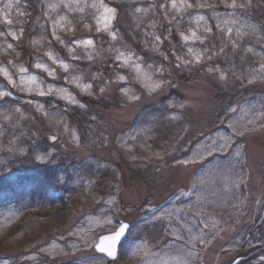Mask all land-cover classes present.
<instances>
[{
  "label": "rangeland",
  "instance_id": "rangeland-1",
  "mask_svg": "<svg viewBox=\"0 0 264 264\" xmlns=\"http://www.w3.org/2000/svg\"><path fill=\"white\" fill-rule=\"evenodd\" d=\"M87 1L66 0L77 7ZM95 2L99 4V0ZM215 13L208 5L197 9L194 25L185 35L195 30L204 38L210 15H215L227 32L231 28L237 38L247 37L248 49L259 58L254 77L246 80L224 72L221 79V69L209 65L205 52L196 63L188 48L198 50V40L185 42V55L176 62L194 79L181 81L176 68L169 67L172 82L164 81L162 87L156 85L163 79L134 56L124 66L122 60L104 58L100 62L107 64L79 67L80 75L73 80H68L70 64L49 58L38 63L44 66L39 68L41 72L21 74L18 84L23 80L29 96L56 93L63 98L71 93L79 102L71 104H81L78 89L91 90L95 97L103 95L101 88L113 96L117 90L127 89L122 92L130 104L116 103L105 110L102 142L80 137L75 131L61 136L51 132V150L38 157L39 162H47L55 154L68 164L117 166L123 184L116 193L102 197L86 182L83 196L73 200L55 182L48 183L44 186L47 205L42 208L31 205L29 197L5 200L0 205V264H232L264 245L249 229L264 214V38L258 25L237 7L229 13ZM183 60L193 62L184 65ZM136 62L141 64L139 73ZM209 67L214 71L208 72ZM46 69L54 75L49 76ZM121 75L126 77L124 81L118 79ZM31 76L37 78L34 83L27 79ZM135 82L139 89H133ZM85 84L90 88L85 89ZM173 86L180 90L177 100L169 94ZM41 91L46 94L40 95ZM150 103L168 106L166 117L185 122L184 134L152 152L140 146L139 158H126L120 148L134 149L137 136H144L143 140L148 136L146 127L134 126V121ZM237 129L243 135H237ZM223 143L228 144L223 151L212 150L213 145ZM70 175L76 179L70 180L69 188L81 181L80 172ZM123 221L131 224L129 236L119 258L109 260L96 252L94 242ZM147 224H159L160 235L140 236ZM261 257L264 251L244 264H262Z\"/></svg>",
  "mask_w": 264,
  "mask_h": 264
},
{
  "label": "trees",
  "instance_id": "trees-1",
  "mask_svg": "<svg viewBox=\"0 0 264 264\" xmlns=\"http://www.w3.org/2000/svg\"><path fill=\"white\" fill-rule=\"evenodd\" d=\"M95 1L88 0L83 7H77L68 5L66 0H18V7L23 15L18 14L14 7L9 15L13 20L12 25L4 23L0 15V33H4L0 36V69L6 68L19 85V77L24 73L20 68H26L27 72H41L36 65L49 58L70 64L68 80H73L74 76L80 75L79 67L85 69L93 64L95 68L96 63L107 64L100 62L104 58L115 62V57L123 52L125 55L132 54L151 67L163 81L172 82L168 68L175 67L178 79L188 82L194 77L176 66V57L182 58L188 47L180 34L190 31L199 8L208 5L215 14L229 13L234 9L230 7L231 0H186L191 7H180L181 0H176L178 7L175 9L171 6L172 0H104L106 4L117 9L113 26L117 36L113 39L108 32L96 30L95 17L99 12L92 8ZM8 2L9 0H0V7ZM13 3L16 4L17 0H13ZM241 4L245 7L241 8ZM237 8L239 13L258 25L259 35L264 38V0H237ZM61 17L66 19L61 20ZM53 20L59 21L56 25L59 40L52 35ZM209 27L211 31H207L204 42H195V47L201 52L209 50L205 52L207 56H212L208 60L209 65L231 75H239L242 79L254 77L259 58L248 51L247 37L237 38L235 34H229L217 22L215 15H210ZM13 32L19 39L11 35ZM156 35L161 37L163 43L155 41ZM88 38L94 40V48L89 47L86 50L84 46L73 43ZM238 39L240 43L236 44ZM154 43H159V51L153 49ZM9 44L12 48H8ZM49 52L52 57H49ZM89 53L92 54L90 59L87 58ZM103 67L107 69L106 66ZM59 71L60 76L62 70ZM43 73L45 76V72ZM62 77L61 75L60 79ZM135 83L133 89H139L140 84ZM0 91L14 93V96L0 98V205L7 199L29 197L31 205L37 208L46 207L44 186L53 182L73 200L83 196L82 187L86 182L94 193L102 197L114 194L120 189L123 176L117 166H100L92 162L68 164L55 154L47 162H39L38 157L51 150V132L61 136L75 131L80 137L87 136L95 142H102L103 135L100 136V133L106 120L105 110L116 103L130 104V99L124 92L117 90L113 96L104 91L100 93L103 95L95 97L91 90L78 89L81 104H71L56 93L29 96L24 90L13 87L3 72H0ZM169 94L177 100L180 90L173 86ZM167 107L152 103L143 107L135 118L134 126L146 127L147 140L139 135L136 137L137 144L134 149L120 148L124 157L139 158L140 146L145 145L143 150L152 152L155 148L174 143L182 137L185 122L167 118ZM223 110V114H226V107ZM75 172L81 173V181L77 186L72 185L69 188L70 180L76 179L70 174ZM156 225L159 224L145 225L140 236L152 238L160 235L161 227ZM249 229L252 236L264 242V214L259 224H253ZM258 251H264V245L243 256L239 264L251 260Z\"/></svg>",
  "mask_w": 264,
  "mask_h": 264
},
{
  "label": "snow or ice",
  "instance_id": "snow-or-ice-1",
  "mask_svg": "<svg viewBox=\"0 0 264 264\" xmlns=\"http://www.w3.org/2000/svg\"><path fill=\"white\" fill-rule=\"evenodd\" d=\"M171 6L174 9L178 7V5L176 3V0H172V5ZM191 6L192 5L188 4L186 2V0H181L180 7H191ZM14 7L16 8V11H17L18 14L23 15V13H21L20 10H19L18 0H17L16 4L13 3V0H9L8 3L3 5V7H0V15H2L3 22L6 23L7 25H12V23H13V20L9 18V15L12 12ZM162 7H163V5H162ZM230 7L235 9L237 7V0H231ZM240 7L243 8V7H245V5L241 4ZM92 8L96 9L97 12H99V15L95 17V23L97 25V29H96L97 32L106 31L112 36L113 39H116L117 32L110 30V24H111V21L116 19L117 9L115 7H110L107 4H105L104 0H99V4L93 3L92 4ZM139 10L140 9H137V11H139ZM80 11H83V8H80ZM65 19H66V17H61V20H65ZM200 19H203V17H201ZM58 23H59V21L53 20V24H52V35L55 36V38L57 40L60 39V37L58 35H56V25ZM170 31L171 30L169 29V33H170ZM206 31L210 32L211 28L210 27L207 28ZM231 32H232V29L228 28V33L231 34ZM21 34H22V29H21ZM237 34L239 35V32ZM2 35H4V33H0V36H2ZM11 35H13L16 39H19V37L16 36V33L13 32V33H11ZM180 35H181L182 40L185 41V42L196 41V40H200L201 43L204 42V38L198 36L197 32L195 30H192L190 35H185L183 33H181ZM154 39H155L156 42L163 43V41L161 40V37L159 35H156L154 37ZM73 43L81 45V46H84L86 50L89 47H92V48L95 47V42L91 38L80 39V40L74 41ZM159 43H154L153 44L152 47H153L154 50L159 51ZM233 43H235V42H233ZM61 44L63 45V41H61ZM8 48H12V45L9 44ZM207 51H209V50L205 49V52H207ZM248 51H251V49H248ZM220 52L221 53L223 52V48L220 49ZM188 53L191 56L194 57V61L196 63H199L204 58V52H201L200 50H195L194 51L193 48H191V47L188 48ZM173 54H174V52H173ZM48 55H49V57H52V53L51 52H49ZM91 55L92 54L89 53L87 58L90 59ZM74 58L78 59L79 57H74ZM164 58L167 59V56H165ZM115 59L116 60H122L123 61V65H121V66H124V65H127L130 61L133 60V55L132 54L125 55L123 52H121V53H119V55H117L115 57ZM211 59H212L211 55L207 56V60H211ZM176 60L179 62V61L182 60V58L177 56ZM192 62H193L192 60H183V64L184 65H189ZM63 66H64L65 70H67L68 65L64 64ZM176 66L180 67V64L177 63ZM36 67L37 68H41V67H44V66L41 65V64H37ZM261 67L264 68V64H262ZM134 68L139 73L141 71V64L138 63V62L134 63ZM46 70L48 71V75L49 76H53L54 75V71L53 70H50V69H46ZM217 70H219V69L217 68ZM20 71L21 72H26L27 69L22 67V68H20ZM207 71L208 72H212V71H214V69L212 67H209L207 69ZM0 72H3V74L9 78V82L12 84L13 87H18V88H20L21 91L24 90L23 80H22L20 85H17L16 82L14 80H12L11 75L8 73L6 68L5 69H0ZM220 75H221V79H224V72L223 71H221ZM27 79L30 82L34 83L37 78L35 76H31V77H28ZM118 79L120 81H124L126 79V77L121 75V76H118ZM164 83L165 82L163 80H161L159 82V84L156 85V87H162ZM84 88L88 89V88H90V85L85 84ZM28 90L31 91V89H28ZM60 91L64 92L66 90L61 88ZM100 91L103 92L104 89L101 88ZM122 91L126 92L127 89L126 88L122 89ZM45 94L46 93L44 91L40 92V95H45ZM12 95L13 94L10 91H0V98L11 97ZM63 98L65 100H67V102H69V103H79L73 97H71V93H68V95L63 97ZM138 98L139 97H136V99H138ZM229 127H234V126L233 125H229ZM236 134L237 135H243V130L237 129L236 130ZM53 139H55V137H53ZM227 147H228V144L227 143H223V144H220V145H213V149L212 150L223 151ZM108 223L111 224V221H109ZM127 228H128L127 224H121L118 228H112L110 234L103 235V236H101L99 238L98 242H94L95 248L98 250V252L104 253L108 257H112L113 259H116L117 258V246H118V243H119L121 237L125 234ZM260 259H261L262 264H264V257H261ZM5 264H7V262H5ZM236 264H239V262L237 261Z\"/></svg>",
  "mask_w": 264,
  "mask_h": 264
},
{
  "label": "water",
  "instance_id": "water-1",
  "mask_svg": "<svg viewBox=\"0 0 264 264\" xmlns=\"http://www.w3.org/2000/svg\"><path fill=\"white\" fill-rule=\"evenodd\" d=\"M121 224H127L128 225V228H127V230H126V232H125V234L121 237V239H120V241H119V243H118V246H117V258H118V256H119V253H120V251H121V247H122V244H123V242H124V240L127 238V236H128V234H129V232H130V229H131V224L129 223V222H125V221H123V222H121L120 223V225ZM119 225V226H120ZM118 226V227H119ZM117 227V228H118ZM108 234H110V232H108V233H104V234H101L99 237H98V239H97V241L96 242H98V240H99V238L101 237V236H103V235H108ZM94 248H95V246H94ZM95 250H96V252H98V250L95 248ZM99 254H103L104 256H106L109 260H115V259H113L112 257H108L106 254H104V253H100V252H98ZM116 258V259H117ZM239 262L240 261V258L239 259H237V260H235V262L233 263V264H236V262Z\"/></svg>",
  "mask_w": 264,
  "mask_h": 264
},
{
  "label": "bare ground",
  "instance_id": "bare-ground-1",
  "mask_svg": "<svg viewBox=\"0 0 264 264\" xmlns=\"http://www.w3.org/2000/svg\"><path fill=\"white\" fill-rule=\"evenodd\" d=\"M119 255H120V253H119ZM118 258H119V256H118ZM118 258H117V259H118ZM115 260H116V259H115ZM234 262H235V261H234ZM234 262H233V263H234ZM233 263H232V264H233Z\"/></svg>",
  "mask_w": 264,
  "mask_h": 264
}]
</instances>
